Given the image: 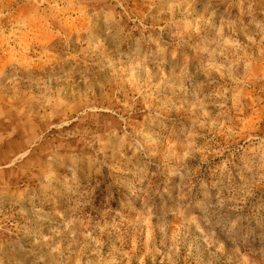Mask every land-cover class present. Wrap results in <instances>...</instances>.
Returning a JSON list of instances; mask_svg holds the SVG:
<instances>
[{
  "label": "rangeland",
  "instance_id": "rangeland-1",
  "mask_svg": "<svg viewBox=\"0 0 264 264\" xmlns=\"http://www.w3.org/2000/svg\"><path fill=\"white\" fill-rule=\"evenodd\" d=\"M0 264H264V0H0Z\"/></svg>",
  "mask_w": 264,
  "mask_h": 264
}]
</instances>
